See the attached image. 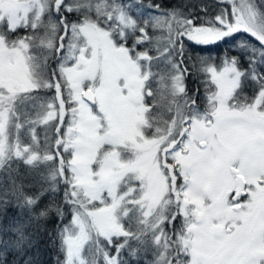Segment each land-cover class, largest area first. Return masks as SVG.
Returning <instances> with one entry per match:
<instances>
[{
    "label": "snow or ice",
    "instance_id": "obj_1",
    "mask_svg": "<svg viewBox=\"0 0 264 264\" xmlns=\"http://www.w3.org/2000/svg\"><path fill=\"white\" fill-rule=\"evenodd\" d=\"M142 9L0 0V264H264V0Z\"/></svg>",
    "mask_w": 264,
    "mask_h": 264
},
{
    "label": "trees",
    "instance_id": "obj_2",
    "mask_svg": "<svg viewBox=\"0 0 264 264\" xmlns=\"http://www.w3.org/2000/svg\"><path fill=\"white\" fill-rule=\"evenodd\" d=\"M121 1L123 3L129 2V0H121ZM152 2L153 0H131V3L135 5H141V4L143 5L142 11L144 12V18H147L149 15H154V13H156L155 10H148V5L151 4ZM218 2L219 0H156V3L161 4L163 6V9L165 10L177 4H194L196 5V11H200V7L202 5H207L208 11L210 13L216 11V5L218 4ZM133 15L135 16V10H133ZM226 48H227L226 45H220L219 47L209 46L206 53L204 54L210 55L213 58H219L223 56ZM197 85H198V82L191 78L187 82V86L191 90H195ZM43 131H44V126L38 125L37 133L41 139H43L45 135ZM12 167L14 169H18L21 175L25 173V166L22 164V162L19 164H13ZM6 178H7V172L5 170L0 169V180H4ZM60 196L62 199V196H63L62 186H61ZM10 215H15V213L14 212L10 213ZM70 218L71 217L69 215L68 219L70 220ZM2 222H6V221H2ZM65 223H67V220L65 221ZM177 224H179V222H177ZM55 226H56L55 221L50 222L48 224L49 231L40 233L38 237L36 238V244L30 250L32 255L39 256V260L41 261V264H55L58 249L57 247L53 246L52 239L50 238V235H49V232H51L55 228ZM150 258H151L150 254L147 257H145L144 255H141L140 257L142 262Z\"/></svg>",
    "mask_w": 264,
    "mask_h": 264
},
{
    "label": "rangeland",
    "instance_id": "obj_3",
    "mask_svg": "<svg viewBox=\"0 0 264 264\" xmlns=\"http://www.w3.org/2000/svg\"><path fill=\"white\" fill-rule=\"evenodd\" d=\"M122 2V1H121ZM257 4L259 5L260 3V0H256ZM157 14V13H154V15ZM149 31L151 32V29H149ZM167 32H166V28L164 29H158L153 35H154V38H160V43L161 45H163L164 43V40L162 39V37L166 36ZM129 43H131V41H129ZM155 45H150L149 47H153L154 48ZM142 50V49H141ZM152 55H156V52L153 51L152 52ZM155 70V69H154ZM51 95V94H50ZM44 133L46 132V129L44 128ZM54 130L52 131H49L47 134L49 136H51L53 134Z\"/></svg>",
    "mask_w": 264,
    "mask_h": 264
}]
</instances>
